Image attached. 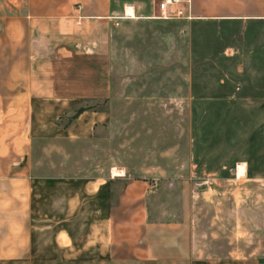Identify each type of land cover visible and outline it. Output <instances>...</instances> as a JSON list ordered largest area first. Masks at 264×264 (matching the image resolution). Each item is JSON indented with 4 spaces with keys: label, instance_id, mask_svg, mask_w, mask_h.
<instances>
[{
    "label": "crops",
    "instance_id": "obj_1",
    "mask_svg": "<svg viewBox=\"0 0 264 264\" xmlns=\"http://www.w3.org/2000/svg\"><path fill=\"white\" fill-rule=\"evenodd\" d=\"M16 1L0 0V264H264V0H182L170 19L156 0ZM120 22L169 25L186 64L193 130L169 201L148 177L36 165L39 142L108 124Z\"/></svg>",
    "mask_w": 264,
    "mask_h": 264
},
{
    "label": "rangeland",
    "instance_id": "obj_2",
    "mask_svg": "<svg viewBox=\"0 0 264 264\" xmlns=\"http://www.w3.org/2000/svg\"><path fill=\"white\" fill-rule=\"evenodd\" d=\"M170 28L159 25L155 34L149 31L147 36L138 26L115 24L111 31V93L107 102L97 103L110 110L108 124L96 129L90 139L39 142L36 165H46V174L92 177L121 172L126 177H148L169 201L172 181L176 182L174 169L185 167L189 160L187 142L193 130L184 108L186 64L170 62ZM198 76L193 79L196 93L202 82ZM85 106L95 105L88 102ZM211 111L205 113L210 119ZM195 112L200 123L204 114ZM213 112L217 119L219 111ZM196 125L200 132L202 126Z\"/></svg>",
    "mask_w": 264,
    "mask_h": 264
},
{
    "label": "built area",
    "instance_id": "obj_3",
    "mask_svg": "<svg viewBox=\"0 0 264 264\" xmlns=\"http://www.w3.org/2000/svg\"><path fill=\"white\" fill-rule=\"evenodd\" d=\"M180 2L182 0H160L157 17L163 19L180 17L182 11L177 7Z\"/></svg>",
    "mask_w": 264,
    "mask_h": 264
},
{
    "label": "trees",
    "instance_id": "obj_4",
    "mask_svg": "<svg viewBox=\"0 0 264 264\" xmlns=\"http://www.w3.org/2000/svg\"><path fill=\"white\" fill-rule=\"evenodd\" d=\"M85 108H86V107H83V106H80V107L76 108V109L74 110L73 115L77 114L78 112H80L81 110H83V109H85ZM73 115H72V116H73Z\"/></svg>",
    "mask_w": 264,
    "mask_h": 264
}]
</instances>
